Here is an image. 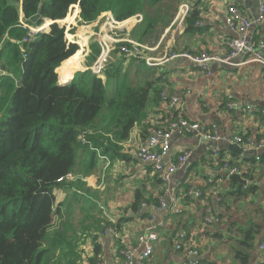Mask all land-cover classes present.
I'll return each mask as SVG.
<instances>
[{"label":"crops","instance_id":"0c3cea01","mask_svg":"<svg viewBox=\"0 0 264 264\" xmlns=\"http://www.w3.org/2000/svg\"><path fill=\"white\" fill-rule=\"evenodd\" d=\"M185 1L170 0L165 7L166 0H160L153 7L144 6V11L137 13L142 17L141 22L127 31L113 26L114 34L121 41L132 40L156 48L147 54L155 58L174 53H207L225 59L227 42L238 38L225 23L227 9L234 6L243 17L253 20L258 15L255 0H197L187 18L179 22L178 7ZM153 9H159V14L167 12V19L155 36L149 37L145 31L137 39L136 29L143 27L148 18L154 24L152 30L157 27L156 18L151 16ZM195 17L196 23L192 25ZM100 20L84 27L87 41L81 69L73 71L66 83L59 84H68L76 72L93 66L95 61L89 63L87 59L88 45L91 40L95 41L103 24ZM248 32L252 40L264 39V20L251 26ZM118 47L115 45L110 51L105 73L98 77L107 86L110 78L114 80L108 71L124 66L128 72L131 70L129 75L132 76L124 79L130 86L142 87L148 82H157L158 102L149 106L146 118L130 132L131 144H120L129 158L111 161L99 157L97 168L91 174L85 175L78 170L72 173L77 177L76 182L90 190L88 196L82 199L74 196L73 193L80 190L74 188L55 191L59 210L43 246L55 247L52 253L60 264H96L99 258L105 264H126L119 251L138 248V236L156 226L159 240L148 264H186L185 255L173 247L181 231L186 233L185 242H191L198 249V264H241L235 256L237 251L247 255L243 264H264V251L259 250V244L264 241V148L254 150L237 146L241 154L229 150L235 145L233 138L237 136L264 140V115L261 113L264 110V69L248 63L244 54L228 63L211 62L208 72L183 58L148 67L135 59L123 61ZM143 65L150 72H144ZM229 96L237 104L232 110L227 107ZM172 97L180 100L176 110L169 107ZM246 106L252 111H245ZM177 113L193 122L214 125L221 140L206 142L194 133H172L164 164H174L185 151L190 156L186 168L175 172L170 182L163 184L153 175L150 166L136 160L133 152L152 128L167 126ZM209 147L216 149V155L209 152ZM223 162L236 166L239 173H226L221 167ZM234 175H239L245 183L229 179ZM209 180L218 189L217 200L209 193ZM248 186L251 191L245 189ZM191 188L200 189L202 196L190 199L187 193ZM137 192L145 201L135 210ZM160 199L166 203V209L158 208ZM170 208L179 213H173ZM208 210L219 221L203 231ZM249 225L255 226V235L252 247L247 249L242 242L243 231Z\"/></svg>","mask_w":264,"mask_h":264},{"label":"trees","instance_id":"16d2710c","mask_svg":"<svg viewBox=\"0 0 264 264\" xmlns=\"http://www.w3.org/2000/svg\"><path fill=\"white\" fill-rule=\"evenodd\" d=\"M159 1L0 0V264H60L52 253L55 247L43 246L59 210L55 191L80 189L73 195L82 199L90 190L80 182L58 180L77 170L91 174L99 157L129 158L120 144L159 99L156 81L142 87L119 81L120 66L108 71L114 76L113 97L106 96L108 85L89 69L60 85L81 68L76 45L84 51L87 37L82 27L71 35L57 23L48 28L49 21L69 27L79 12L78 25H91L102 14L121 23ZM37 14L40 19L32 24L29 20ZM22 22L31 27L44 22L46 31L25 42L28 30ZM64 33L66 39H76V45L68 43ZM89 50L90 63L100 49L92 41ZM142 201L137 192L135 210ZM243 234L242 245L250 249L255 226H247ZM235 256L241 264L247 259L239 251Z\"/></svg>","mask_w":264,"mask_h":264},{"label":"built area","instance_id":"2783aa9c","mask_svg":"<svg viewBox=\"0 0 264 264\" xmlns=\"http://www.w3.org/2000/svg\"><path fill=\"white\" fill-rule=\"evenodd\" d=\"M197 0H186L178 7V19L179 22L184 21L192 7L195 5ZM258 6V15L255 20L243 17L238 9L234 6H231L227 9V15L225 19V23L227 27L238 34V38L236 40L227 42L228 55L225 59H219L216 56H212L207 53H199L196 55H190L188 53H174L169 56L165 55L160 58H155L152 56H147L148 53L155 51L156 48H150L146 45L139 44L138 42H134L132 40H119L117 35L114 34L113 26L120 27L125 31L131 30L135 25L141 22L142 17L140 14H136L133 17L129 18V22L126 26L122 23H118L114 21L111 14H102L98 19H101L104 22L101 25L98 34L95 36V42L100 48V53L97 59L95 60L93 66H91V72L95 75H100L104 72L106 68V63L109 58V53L114 49L115 45L119 46V53L126 60L135 59L137 61H143L146 66L153 67L158 66L168 60L183 58L192 62V64L200 70L204 72H208L209 64L211 62H220V63H228L232 58L239 54L246 55L248 63L257 64L264 69V39L255 41L252 40L249 35V29L251 26L255 24H260L264 20V0H255ZM23 28L28 30L27 36L25 38V42H27L28 38H32L36 36L38 33L43 32L42 26L31 27L27 24L21 23ZM74 44V42H69ZM161 97V95H160ZM232 98L229 96L228 98V109L232 110L237 106L236 103L232 102ZM180 100L178 98H170L169 99V107L173 110H176L179 105ZM245 111L251 112V107L246 106ZM264 115V110L261 111ZM136 126V125H135ZM133 127V129L135 128ZM132 129V130H133ZM131 130V131H132ZM172 133H177L179 135H184L188 133H194L203 141L206 142H217L221 140L219 136L216 134V127L214 125H208L198 122H193L184 118L180 113H177L176 117H174L170 123L165 127H154L151 129L148 137L144 142L137 145L133 152L136 160L141 162L144 165H148L151 168V171L154 176H156L159 181L163 184H168L170 182L171 176L181 170L186 168L188 163V158L190 153L185 151L182 152L180 156L177 157L176 162L171 165H165L163 160L167 156L170 150V139ZM130 135V134H129ZM81 143L85 144V138H81ZM233 143L237 146H240L244 149H254L258 150L264 148V140L263 139H254L251 137H241L237 136L233 138ZM131 144V140H125L121 145ZM209 152L216 155V149L212 147L208 148ZM222 169L228 174H238L239 169L236 166L230 165L228 162H223L221 164ZM77 179L72 173L67 174L64 178L58 180L61 182H73ZM81 180V179H80ZM211 187V191H209L212 197L218 199V189L214 188L212 180H209L207 183ZM187 195L190 199L200 198L202 196V192L200 189H189ZM159 209H166L167 205L164 200L160 199L158 202ZM170 210L177 214L178 210L174 208H170ZM219 219L212 214L210 210L207 211V215L204 217L203 224L204 227L202 230L211 225L214 222H218ZM112 234H115L113 229H109ZM159 235L156 226L151 227L148 231L143 232L137 238L138 248L133 249L132 251H119V253L125 257L126 264H148L153 255L154 245L158 242ZM186 233L179 232L177 238L174 240L173 247L177 251H181L186 258V264H198L197 258L199 256V251L197 248L191 245V242L187 244L186 242ZM259 250L264 251V241L259 244ZM135 252H137L135 254ZM96 264H105L101 258L97 260Z\"/></svg>","mask_w":264,"mask_h":264},{"label":"rangeland","instance_id":"374dc122","mask_svg":"<svg viewBox=\"0 0 264 264\" xmlns=\"http://www.w3.org/2000/svg\"><path fill=\"white\" fill-rule=\"evenodd\" d=\"M18 2H19V0H18ZM169 2H170V0H166V3H165V7L166 6H168V4H169ZM158 11H159V9H153V13H152V17L153 18H156V21H157V27H155L153 30H152V26L154 25V24H152V21L148 18L146 21H145V23H144V26L143 27H138L137 29H136V31H135V35H138L136 38L137 39H139L140 38V35H144V32L145 31H147L148 32V36L149 37H153V36H155L156 34H157V30H158V28L160 27V25H162L163 23H164V21L167 19V12H163V13H161V14H159L158 13ZM69 12V11H68ZM76 19H77V17L74 19V21H73V24H72V26H69L68 27V25H62V24H60V26H62V28H64L65 29V33H70L71 35H75L76 33H77V31H78V29L79 28H84V27H86V26H88V25H78V23L79 22H76ZM103 21V20H102ZM102 23H104V22H101V24ZM43 24H44V22H43ZM126 25H127V23H126ZM125 25V26H126ZM68 27V28H67ZM74 28V33H73V31H71L72 29ZM73 34H72V33ZM64 33V34H65ZM65 36V35H64ZM89 39L91 40V37H89ZM142 39V38H141ZM65 40L69 43V42H74V44H75V41H76V39H73V40H68V39H66V36H65ZM92 42V40L89 42V44ZM76 45V44H75ZM76 46H78V45H76ZM89 46V45H88ZM79 49V53L81 54V57H82V54H83V50H81L80 49V47L78 48ZM82 51V52H81ZM81 69V68H80ZM142 70L145 72V71H147V72H150V70L147 68V67H145L144 65L142 66ZM131 72V70L128 72V70H127V68L126 67H124V66H121V70H120V72H119V74L117 75V78L119 79V81H122L123 79H125L126 77H128V76H132V74L131 75H129V73ZM103 76V75H102ZM113 84H114V80H110L109 81V83H108V87H107V90H106V96L107 97H109L110 96V91H111V87L113 86ZM51 255V254H50ZM49 255V256H50ZM55 255V254H54ZM54 257V256H53ZM49 264H52V262L50 261L49 262Z\"/></svg>","mask_w":264,"mask_h":264},{"label":"water","instance_id":"95a60500","mask_svg":"<svg viewBox=\"0 0 264 264\" xmlns=\"http://www.w3.org/2000/svg\"><path fill=\"white\" fill-rule=\"evenodd\" d=\"M78 6V5H77ZM78 8H79V6H78ZM40 19V15L39 14H37V15H35V16H33V17H31L30 18V22L32 23V24H35L36 22H37V20H39ZM45 21H49V20H45ZM50 22V24L48 25V28H49V26L52 24V23H57L59 26H60V24L56 21V22H51V21H49ZM61 28H62V26H60ZM65 35V34H64ZM0 75H1V72H0ZM61 85V84H60ZM66 85V84H65ZM229 150H232V152H238V153H240L241 154V150H239V148L237 147V145H233L231 148H229ZM229 179H235V180H237L240 184H244L245 183V181L244 180H241V177L239 176V175H234V176H230L229 177Z\"/></svg>","mask_w":264,"mask_h":264},{"label":"flooded vegetation","instance_id":"af4514ba","mask_svg":"<svg viewBox=\"0 0 264 264\" xmlns=\"http://www.w3.org/2000/svg\"><path fill=\"white\" fill-rule=\"evenodd\" d=\"M122 23V22H121ZM136 26V25H135ZM134 26V27H135ZM121 30H124V29H121ZM125 31V30H124ZM97 44V43H96ZM100 49V48H99ZM116 49H118V51H119V47L118 48H116ZM123 58V57H122ZM97 59V58H96ZM123 60H124V58H123ZM133 60V59H132ZM91 68V67H90ZM89 68V70L91 71V69ZM105 70H106V68H105ZM105 70H104V72L102 73V74H100V75H96V76H101V75H104V73H105ZM95 75V74H94Z\"/></svg>","mask_w":264,"mask_h":264},{"label":"clouds","instance_id":"9594fccd","mask_svg":"<svg viewBox=\"0 0 264 264\" xmlns=\"http://www.w3.org/2000/svg\"><path fill=\"white\" fill-rule=\"evenodd\" d=\"M44 22H45V21H44ZM42 25H43V24H42ZM42 25H41V26H42ZM36 27H37V26H36ZM44 31H46V30H44ZM64 37H65V36H64ZM77 47L79 48V46H77Z\"/></svg>","mask_w":264,"mask_h":264},{"label":"bare ground","instance_id":"6f19581e","mask_svg":"<svg viewBox=\"0 0 264 264\" xmlns=\"http://www.w3.org/2000/svg\"><path fill=\"white\" fill-rule=\"evenodd\" d=\"M130 22V21H129ZM129 22H126L127 24L129 23ZM48 29V28H47Z\"/></svg>","mask_w":264,"mask_h":264}]
</instances>
